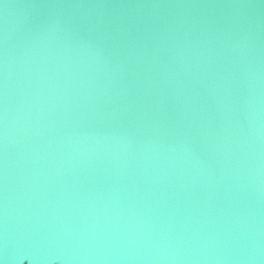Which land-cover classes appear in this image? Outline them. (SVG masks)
Segmentation results:
<instances>
[{"label":"water","instance_id":"obj_1","mask_svg":"<svg viewBox=\"0 0 264 264\" xmlns=\"http://www.w3.org/2000/svg\"><path fill=\"white\" fill-rule=\"evenodd\" d=\"M0 264H264V0H0Z\"/></svg>","mask_w":264,"mask_h":264}]
</instances>
